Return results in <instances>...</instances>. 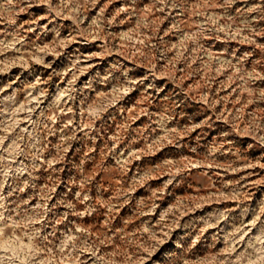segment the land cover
Here are the masks:
<instances>
[{
  "label": "rangeland",
  "instance_id": "1",
  "mask_svg": "<svg viewBox=\"0 0 264 264\" xmlns=\"http://www.w3.org/2000/svg\"><path fill=\"white\" fill-rule=\"evenodd\" d=\"M0 264H264V0H0Z\"/></svg>",
  "mask_w": 264,
  "mask_h": 264
}]
</instances>
